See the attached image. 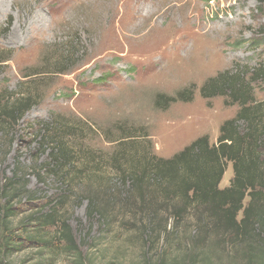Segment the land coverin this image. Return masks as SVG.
Returning a JSON list of instances; mask_svg holds the SVG:
<instances>
[{
    "label": "rangeland",
    "instance_id": "374dc122",
    "mask_svg": "<svg viewBox=\"0 0 264 264\" xmlns=\"http://www.w3.org/2000/svg\"><path fill=\"white\" fill-rule=\"evenodd\" d=\"M69 57L71 62H64ZM6 59L0 63V92L15 99L40 97L32 96L35 105L15 129L11 125L13 134L0 133V178L13 176L15 186L10 201L14 214L7 216L17 243L25 245L11 254L5 251L2 258L7 264H147L149 258L159 257L139 234L141 218L145 223L151 219L147 206L136 219L128 208L139 200L131 197L128 185L112 184L121 191L113 194L117 200L104 198L114 222L104 224L97 217L90 223L88 201L83 199L87 194L79 193L82 185L67 188L45 170L37 177L35 171L47 161L46 155L39 158L43 150L36 132L48 121L61 128L59 122L66 119L70 123L63 136L76 148L81 167L87 162L101 167L97 160L83 158L93 145L100 163L103 157L104 177L113 176L105 165L113 142L125 136L144 142L148 134L155 154L162 158L201 135L216 144L220 126L239 107L226 104L223 95L206 98L200 88L210 77L220 76L219 83L238 74L255 79L256 70L264 65V0H0V60ZM66 68L64 74L59 72ZM251 86L255 99L264 101V78L259 76ZM193 87L192 101L157 107V94L174 96ZM77 118L101 129L98 135L74 123ZM120 123L131 130L119 133ZM135 127L147 129L135 131ZM106 138L113 142L103 143ZM233 177L229 163L221 188L229 186ZM7 204L0 198V217ZM53 206L70 220L81 261L67 254L66 242L53 237L62 231V222L45 229L47 238L53 237L51 246L23 240L25 231L37 229L36 214L50 213ZM161 211L168 214L166 207ZM185 215L170 243L159 246L168 250L170 260L181 256L186 264L187 256L200 253L208 240L202 245L195 237L200 213ZM171 218L169 228L174 225ZM221 234L215 229L209 237L217 239Z\"/></svg>",
    "mask_w": 264,
    "mask_h": 264
},
{
    "label": "trees",
    "instance_id": "16d2710c",
    "mask_svg": "<svg viewBox=\"0 0 264 264\" xmlns=\"http://www.w3.org/2000/svg\"><path fill=\"white\" fill-rule=\"evenodd\" d=\"M71 58L64 62H71ZM9 59L0 60V63ZM66 71L67 68L60 69L59 72L64 74ZM245 75L238 74L223 83H219L220 76L210 77L200 88L201 94L206 98L223 95L228 99L226 104L239 107L236 115L220 126L216 144L211 142L208 135H201L171 157L162 158L155 154L153 141L148 138V134L144 142L131 141L126 136L113 142L108 136L109 138L101 141L114 143L105 163L111 167L113 176L104 177L105 172H100L104 170L103 157H99L100 163L93 145L87 147L83 158L97 160L101 167H92L93 162H87L81 167L76 148L63 136L67 123H70L63 118L58 125L61 128H55L54 123L48 121L47 125H41L43 130L36 132L39 148L43 150L39 158L46 155L47 162L35 173L40 178L43 170L50 171L67 188L73 187V183L74 186L82 185L79 193L81 191L82 194H87L83 199L88 201L86 217L90 223L97 217L103 219L104 224L113 223L111 206L108 202L105 203L104 197L117 200L113 194L121 191L115 189L116 183L128 185L133 193L131 197L139 200L137 204H129L128 211L135 214L137 219L147 206L151 217L148 223L141 218L143 225L139 234L143 243L151 251L155 250L159 257L156 260L149 258L147 264H185V259L182 260L181 256L170 260L168 250H162L161 247L164 243H170L177 223L183 222L189 211L200 213V226H197L198 235L195 236L198 242L202 245L205 241L208 242L200 253L188 255L190 260L186 264H264V101L255 99V89L251 86L259 76L264 78V65L256 70V77L252 81ZM194 93L195 87L185 88L174 96L157 94L156 105L162 109L172 103L192 101ZM38 95L32 96L39 98ZM32 96L15 99L13 95L0 92V133L3 137L13 134L11 125L15 129L33 108L35 104L32 103ZM73 122L88 127L97 135L101 130L96 126L83 124L79 118ZM146 129L135 127L133 130L145 132ZM116 130L122 134L131 128L120 123ZM107 133L103 131L105 136ZM229 163L232 164L234 177L229 186L221 188ZM114 179H117L115 183ZM12 189H15L13 176L0 178V198L8 203L4 208V215L0 217L1 264L8 263L2 258L5 251H10L11 254L24 245L17 243V237L13 233L15 229L13 224L10 225L11 217L7 216L14 214L10 203L14 198ZM79 193H74L75 197ZM16 196L20 197L21 194L17 193ZM76 198L80 199V194ZM162 199L164 202L158 203ZM64 202L65 199L61 203ZM137 205L140 206L138 212L135 211ZM163 207L168 210L167 215L162 214ZM169 214L174 218V225L170 224V228L169 220L172 218ZM35 221V232H24L23 240L26 243L51 246L54 237L66 242L67 254H74L81 261L82 256L70 220H64L58 206L51 207L50 213L36 214ZM59 222L63 224L62 231L48 239L47 234H44L46 227L51 228ZM215 229L222 231L221 237L210 239L209 234ZM161 242L163 245L159 246ZM92 262L91 260L90 263Z\"/></svg>",
    "mask_w": 264,
    "mask_h": 264
}]
</instances>
